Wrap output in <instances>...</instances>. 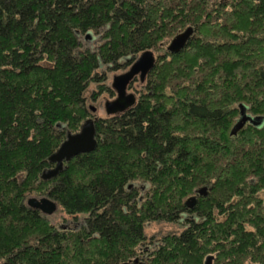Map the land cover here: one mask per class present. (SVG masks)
<instances>
[{"label":"trees","instance_id":"16d2710c","mask_svg":"<svg viewBox=\"0 0 264 264\" xmlns=\"http://www.w3.org/2000/svg\"><path fill=\"white\" fill-rule=\"evenodd\" d=\"M146 51L136 104L96 118ZM241 105L264 117V0H0V264H264V125L231 135ZM91 118L97 148L44 179ZM160 221L183 229L148 239Z\"/></svg>","mask_w":264,"mask_h":264},{"label":"water","instance_id":"95a60500","mask_svg":"<svg viewBox=\"0 0 264 264\" xmlns=\"http://www.w3.org/2000/svg\"><path fill=\"white\" fill-rule=\"evenodd\" d=\"M193 34V28H188L183 33L177 35L167 46L168 52L178 53L183 50ZM156 61L157 59L154 52L146 51L136 59L127 72L113 78L112 88L116 92V98L112 101H106L104 105L106 115L124 113L136 104V95L128 92L129 86L137 78L140 82H144L150 72L154 69ZM92 111L96 113V108L93 107ZM247 124L261 127L264 125V117H252L248 114V108L245 105H241L240 118L233 127L231 135L236 136ZM97 146L95 120L91 118L84 122L79 132L67 135L66 140L50 158L56 166L45 172L43 178L51 179L57 176L63 171L65 162L72 160L80 154L92 152ZM202 192L203 190L199 193ZM28 203L31 207L40 210L43 214L48 216L53 215L59 209L58 204L48 198H32ZM194 204V198L187 202V205L190 208H193ZM207 264H211V258H208Z\"/></svg>","mask_w":264,"mask_h":264},{"label":"rangeland","instance_id":"374dc122","mask_svg":"<svg viewBox=\"0 0 264 264\" xmlns=\"http://www.w3.org/2000/svg\"><path fill=\"white\" fill-rule=\"evenodd\" d=\"M94 43H97V40H94L90 44H94ZM154 54H155L156 59H157L158 53H154ZM156 63H157V61H156ZM128 70H129V67L125 70H119L117 72H109L107 74V77H108L107 84L109 86H112L113 78L117 75H120L122 73L127 72ZM138 81H139V79L138 80L136 79V81L134 83H132V85L128 91L129 93H134L136 95L137 99L139 98V95L137 94L136 90H139L141 87V85ZM92 91H93V88L90 87L87 95L91 96ZM115 98H116V96L114 98H111L108 95H102L97 101L89 102L90 106H94V108H96V111H97V114L95 115L96 118H102V117L106 116L104 105H105L106 101H112ZM239 116H240V114L238 113L236 115V117H234L231 127L235 126V124L239 120ZM32 198L41 199L43 197L32 196L31 199ZM191 198H193V197H191ZM194 198H197L196 195L194 196ZM47 219L53 225H56L58 227L65 228V227H74L75 226V223L73 222V220H71V218L67 217L61 210H58L53 215L47 216ZM182 229L183 228L179 224L167 223L165 221H160V222H153V223L148 224L145 227V234H146L148 239H151L153 237L161 238V237L166 236L168 234H179V233H181Z\"/></svg>","mask_w":264,"mask_h":264},{"label":"bare ground","instance_id":"6f19581e","mask_svg":"<svg viewBox=\"0 0 264 264\" xmlns=\"http://www.w3.org/2000/svg\"><path fill=\"white\" fill-rule=\"evenodd\" d=\"M31 208V207H30ZM40 211V210H39ZM43 214V213H42Z\"/></svg>","mask_w":264,"mask_h":264}]
</instances>
